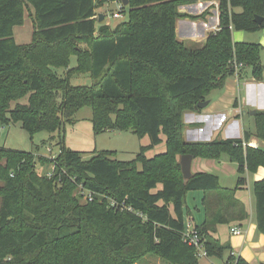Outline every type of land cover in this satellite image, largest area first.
<instances>
[{"label": "trees", "instance_id": "obj_1", "mask_svg": "<svg viewBox=\"0 0 264 264\" xmlns=\"http://www.w3.org/2000/svg\"><path fill=\"white\" fill-rule=\"evenodd\" d=\"M109 1L0 0V128L60 135L89 107L95 133L129 130L150 140L124 162L106 151L86 160L60 138L45 176L35 171L33 152L0 147V264H136L148 255L198 264L196 248L184 241L185 198L196 191L204 194V222L194 230L206 258L248 264L213 234L218 225L248 219L235 193L247 173L264 168V146H248L252 138L264 145V111H255L254 131L243 138L210 142H187L183 116L224 88L236 74L234 63L242 65L239 79L262 80L263 48L233 42L232 31L263 30L264 0H218V30L196 48L179 41L175 28L178 19L195 18L178 9L198 0H128L121 11L126 20L114 27L98 24L97 10ZM26 8L34 31L29 44L19 45L13 29L23 24ZM76 74H89L91 85L72 86ZM161 136L165 151L148 159ZM182 155H226L237 165L236 186L222 188L208 173L185 182ZM252 192L256 228L264 234V178Z\"/></svg>", "mask_w": 264, "mask_h": 264}, {"label": "rangeland", "instance_id": "obj_2", "mask_svg": "<svg viewBox=\"0 0 264 264\" xmlns=\"http://www.w3.org/2000/svg\"><path fill=\"white\" fill-rule=\"evenodd\" d=\"M199 1V0H198ZM208 1H215L216 3H211L212 7L214 8L218 2V0H208ZM197 2V1H196ZM195 2V3H196ZM193 4V3H192ZM214 4V5H213ZM218 5V4H217ZM121 0H110L104 7L97 10V14H101L105 18V23L110 26L114 27L117 23L126 20V12L125 9L123 16L121 18H113V14L120 11ZM25 10V18L23 20V24L21 26H17L13 29V38L15 42L19 45H26L29 44L32 40V35L34 31V20H33V11L30 9ZM233 37L237 41H241L244 43L249 44H258L263 49L260 52V63L261 66L264 65V29L248 33L243 31H232ZM186 47L196 48L199 47L198 45H189V43H184ZM76 64L75 58L72 57L69 62V67H74ZM58 75H62L64 70L57 69L56 70ZM234 78H229L227 83L233 82ZM92 83L91 77L89 74H76L73 75L70 79V84L72 86H90ZM233 84V83H232ZM234 87V85H233ZM225 88V86H224ZM223 90H213L211 92V97L216 96V94L220 95ZM245 112L248 111V115L241 116L239 119L232 120V118H228L227 115L221 120L216 128L209 127L206 124L208 121H193V123H203L204 126L202 128L196 129V127L192 130L194 132H186L184 139L192 138L193 140H200V141H214L219 139H228V138H235L243 135L245 132H253L254 131V118L253 116L249 115L251 111L250 108L247 107L244 109ZM264 111V110H259ZM205 119V117L203 118ZM92 110L89 107H83L74 114L71 118L70 122H67L60 135L56 134H49L46 131H40L33 135H29L23 130H21L19 125H15L12 127H3L0 128V147H4L6 149L12 150H21V151H28L33 152L38 158L35 160V171L42 176L50 174L53 169V162L52 159L55 158L59 153V147L57 143L59 142L60 138H63L64 146L73 152H79L82 154V158L89 159L93 154L98 152H113L114 158L117 161H132L136 158L137 154L140 151V147L144 146L145 144L149 145L150 140L148 137H144L139 139L135 134L131 131H111L105 130L100 133H95L92 125ZM190 120V119H187ZM232 120L231 122H228ZM226 122H228L226 124ZM199 126V125H197ZM201 126V125H200ZM225 126V127H224ZM184 127V121H183ZM214 128V129H213ZM162 139L164 138L161 136ZM164 140V139H163ZM164 146V143H163ZM164 150V147H161V144L155 146L150 152H148L147 157H152L158 152ZM43 157V161H39V158ZM46 159V160H45ZM227 159L226 155H222L220 157L219 165L222 163V160ZM228 161V160H227ZM226 161V162H227ZM227 165H232L229 161ZM222 166V164H221ZM215 172V171H214ZM217 172V171H216ZM217 174V173H216ZM226 176V179L223 180L222 176L220 175V182L219 185L222 188L233 189L236 186V179L234 175ZM228 185H231L230 187ZM160 188V186L158 187ZM198 192H188L185 198L187 202V206L190 208L191 214L194 216L195 222L202 215V210L200 207V197L197 196ZM1 204V199H0ZM199 210V212H197ZM256 233L259 235H264L259 233L256 228ZM232 240V237H231ZM136 264H167L153 255H148L142 258ZM198 264H208L206 262V258L200 257ZM210 264H223L222 261L214 260Z\"/></svg>", "mask_w": 264, "mask_h": 264}, {"label": "crops", "instance_id": "obj_3", "mask_svg": "<svg viewBox=\"0 0 264 264\" xmlns=\"http://www.w3.org/2000/svg\"><path fill=\"white\" fill-rule=\"evenodd\" d=\"M211 3H216V2L199 0L196 3L181 6L178 9V12L180 14L195 17L193 19L189 17H183L177 20L175 34L179 41L183 43L187 42L189 43V45L201 46L204 43L206 37L210 33H213L218 30L219 27V14H218V5H217L218 3L215 5L214 8L212 7ZM232 40L235 43L241 42L235 40L233 34H232ZM230 78H234L233 82L224 85L225 88L222 89L223 91L220 93L219 97L216 94V96L213 97L212 99L210 94L208 98L209 104L207 105V107L201 109L199 112H186L184 114L183 137L185 136L186 132L188 133L192 131L194 132L195 130L192 129H194L195 127L196 129H198L204 126L203 123L195 124L193 123V121L195 122L197 120L202 119L201 121L203 122L208 121L206 126L207 125L209 127L215 126L214 128H216L219 122L223 120V118L226 115L228 118L230 119L232 118L233 121L239 119V117L243 115L244 116L248 115V111L247 112L244 111L246 107L254 111L264 110V74L262 80L259 82L250 78H245L241 80L238 78V76H233ZM204 117L205 119H203ZM232 120L228 122H231ZM228 122H226V124ZM237 138H241V136L235 138H228V139H237ZM163 139L161 137L162 140L161 147H164V150H161V152H158V154H161L165 151V137ZM186 141L206 142L200 140H193L192 138H187ZM144 146H147V144H145ZM248 146L258 147L264 145L262 142L252 138L248 143ZM148 152H146L145 154L146 157L148 155ZM154 156L147 158L150 159L153 158ZM227 160L229 161L228 157L227 159L222 160V163L216 165V163L217 164L219 163L220 159L218 160L202 159V158L192 159L191 173L212 174L218 177L219 182H220V175L222 176L223 180H225L226 179L225 175L228 174V176H231L232 174L234 175V178L237 180L238 177L237 165L229 161L232 165L228 166ZM263 178H264V168H258L254 173H247L246 185L238 189L235 193L236 199H238L245 206V209L248 213V219L241 223L232 222L230 224L218 225L216 228V233L213 234V237L217 239L221 244L230 245L231 254L233 256L242 258L248 264H264V235H259L258 233H256L255 199L252 192L253 183L260 181ZM228 186L230 187L231 185ZM196 192H198L197 196L200 197V199L202 200L204 194L199 191ZM201 200H200V207L202 210V215L197 220V223L195 222L194 216L190 212L189 206H187V202H185V208H184L185 222L190 223L191 226L193 227L195 225L200 226L204 222V211L201 204ZM197 212H199V210H197ZM234 227H238L240 229L241 232L239 235H232V233L230 232L231 229ZM225 258L226 257H224V259ZM214 260L217 259L206 258V262L208 264H210Z\"/></svg>", "mask_w": 264, "mask_h": 264}, {"label": "built area", "instance_id": "obj_4", "mask_svg": "<svg viewBox=\"0 0 264 264\" xmlns=\"http://www.w3.org/2000/svg\"><path fill=\"white\" fill-rule=\"evenodd\" d=\"M122 5V4H121ZM120 7V6H119ZM122 7H120V11L113 14V18H121L122 17ZM234 68H235V76H237V71L242 68L241 64L234 63ZM54 159V158H53ZM88 200L91 199L90 195L87 196ZM232 235H239L240 234V229L238 227H234L230 231ZM184 241L188 245H192L196 248L197 250V257H204L206 258V254L202 249V246L200 245V236L199 234L194 230V227L191 226L190 223L185 224V231H184ZM232 255V254H231Z\"/></svg>", "mask_w": 264, "mask_h": 264}, {"label": "water", "instance_id": "obj_5", "mask_svg": "<svg viewBox=\"0 0 264 264\" xmlns=\"http://www.w3.org/2000/svg\"><path fill=\"white\" fill-rule=\"evenodd\" d=\"M121 4L123 7H126L128 5V0H121ZM256 23L260 24L262 22V18L260 17H256L254 20ZM105 23V18L103 15L99 14L98 15V24L99 25H103ZM262 69L264 71V65L262 66ZM209 104V101H205L204 103H199L198 104V108L199 109H204L205 107H207V105ZM246 114V113H244ZM249 115L254 116L255 115V111H251L249 113ZM192 157L190 155H182L179 159V164H180V168H181V173H182V177L183 180L186 182L188 181L191 177H192V173H191V162H192Z\"/></svg>", "mask_w": 264, "mask_h": 264}]
</instances>
